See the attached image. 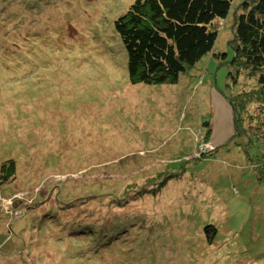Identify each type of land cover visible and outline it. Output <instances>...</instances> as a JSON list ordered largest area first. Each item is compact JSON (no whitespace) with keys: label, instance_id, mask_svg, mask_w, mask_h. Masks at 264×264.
I'll use <instances>...</instances> for the list:
<instances>
[{"label":"rangeland","instance_id":"1","mask_svg":"<svg viewBox=\"0 0 264 264\" xmlns=\"http://www.w3.org/2000/svg\"><path fill=\"white\" fill-rule=\"evenodd\" d=\"M131 2L0 0V168L12 159L15 173L0 184V264H150L160 248L168 254L164 264L194 258L206 264L200 253L190 254L197 239L186 241L190 250L183 242L194 234L189 229L199 221L197 212L208 208L209 215L212 204L220 209L217 193L187 169L161 183L141 184L159 176L152 175L155 163L188 151L184 167L201 163L202 153L220 154L201 164L207 179L227 156L238 157L235 149L231 157L213 144L232 133L230 105L220 91L229 90L227 66L212 59L196 77L131 83L114 28ZM215 24L221 32L216 47L229 58L230 20ZM250 103L243 123L259 138L264 99ZM208 115L206 138L202 122ZM235 173L239 179L230 183L244 205L231 209L232 229L219 215L224 259L264 264V236H255L259 228L264 234V220L254 217L263 191L257 203L255 175ZM129 218L138 221L127 229L130 235L120 243L100 242L97 250L96 233L86 236L77 227L100 225L110 236L106 230L123 231Z\"/></svg>","mask_w":264,"mask_h":264},{"label":"trees","instance_id":"2","mask_svg":"<svg viewBox=\"0 0 264 264\" xmlns=\"http://www.w3.org/2000/svg\"><path fill=\"white\" fill-rule=\"evenodd\" d=\"M228 19L231 28L229 40L231 56L229 58L226 52L216 47L221 32L215 24ZM114 28L126 51V73L131 83L158 84L172 80L177 82L181 75L187 78L196 77L205 72V66L212 59L218 64L227 66L226 83L229 90L220 89V91L230 105L232 133L225 142L213 144L219 148L218 151L221 153L225 151L229 153L235 149L233 151L238 157L229 158L227 156L225 161L229 166L224 161L221 169L207 179L206 174L201 172L203 168L201 164L220 154L202 153L201 163L195 161L189 167H184L186 160L183 158H188L190 154L192 156L191 151H188L170 159H164L166 163H155L157 171L152 172V175L158 174L159 176L154 181L149 182L147 179L148 181L146 180L141 186L147 187L149 184L161 183L173 173L187 169L186 171L193 172L207 188L217 193L218 200H220L217 207L220 209H214L216 206L212 204L208 215L206 201H203L207 209H201L196 213L195 216L199 221L194 225V229H189L194 234L185 239L183 244L190 250L186 241L197 239L198 246L190 254L200 253L202 262L206 264H230L229 260L224 259L227 254L223 245L227 241L222 233L223 225L219 215H226V224L229 229H232L234 226L231 222L230 211L234 206L244 205L239 198V191H235V186H231L230 183L231 179H239L235 170L244 171L250 174V177L255 175V183L259 188L254 191V199L258 203L259 189L263 191L264 199V166H262L264 134L259 138L255 137V132L252 130L253 133H251L243 123L246 110L253 106L250 102L260 103V98L264 99V0H132L126 10L114 20ZM190 71L192 72L189 74ZM202 124L205 126V134L208 138L211 130V117L208 115V119ZM197 153L200 154L199 149ZM230 154L233 157L232 152ZM244 155L248 158V163L242 166ZM260 160L262 162H259ZM12 162V159H6L1 164L0 184L3 177L7 176L6 174L9 178L15 176L14 170L11 169L14 165ZM249 164L251 167H248ZM258 173L262 175L261 178ZM196 187L198 188L197 184L193 185V188ZM75 200L72 202L77 204ZM254 217L255 221L264 220V203L262 206L258 203ZM137 222L129 218L125 231L120 230L121 226L113 228L115 232L113 229L106 230L110 232V236L102 233L103 226L100 225L89 224V230L82 225H77V227L81 231L89 232L86 236L93 237L96 233V245L98 246L95 250H97L99 243L103 241L117 239L120 243L121 238H127L130 235L127 229L129 230ZM99 233H102V237L98 236ZM255 236L263 238L264 234L260 235V228L256 229ZM104 238L106 240H103ZM167 255L163 253V248H160L150 260V264H157L159 261L164 264ZM147 256L148 254L145 257ZM195 262L194 258L190 264H195Z\"/></svg>","mask_w":264,"mask_h":264}]
</instances>
